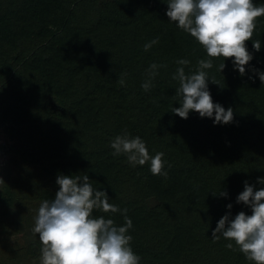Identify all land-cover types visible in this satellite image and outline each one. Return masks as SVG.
Listing matches in <instances>:
<instances>
[{
	"label": "trees",
	"instance_id": "obj_1",
	"mask_svg": "<svg viewBox=\"0 0 264 264\" xmlns=\"http://www.w3.org/2000/svg\"><path fill=\"white\" fill-rule=\"evenodd\" d=\"M97 2L0 0V127L12 142L0 145V155L17 156L11 165L21 169L13 198L0 203V264H40L32 231L38 208L59 190L58 175L85 173L110 203L128 210L140 264H252L225 247L230 241L214 242L212 231L229 211L230 219L251 215L236 203L245 181L264 188L257 183L264 178V83L253 71L264 73V16L253 34L260 51L246 42L253 59L244 76L231 59L221 73L223 58L206 70L213 102L234 112L231 123L214 125L195 112L186 120L172 113L181 101L176 61H190L187 74L209 57L168 20V0ZM153 63L166 67L145 91ZM49 97L62 106L51 108ZM125 132L139 136L151 156L164 153L167 178L152 175L150 162L132 166L113 155L110 142ZM93 215L124 224L120 213Z\"/></svg>",
	"mask_w": 264,
	"mask_h": 264
},
{
	"label": "clouds",
	"instance_id": "obj_2",
	"mask_svg": "<svg viewBox=\"0 0 264 264\" xmlns=\"http://www.w3.org/2000/svg\"><path fill=\"white\" fill-rule=\"evenodd\" d=\"M165 14L178 29L194 38L209 57L198 60L195 72L187 74L185 67L190 61H176L179 67L172 79L179 82L176 94L181 101L172 113L184 120L190 112H195L200 118L213 119L214 125L231 123L233 109L225 110L213 102L206 70L213 67V59L223 58L218 68L221 73L226 67L224 61L231 59L234 69L241 76L245 75L246 66L253 59L246 42L252 41L255 52L261 49V41L253 40V34L257 19L264 16V5L258 6L253 0H168ZM157 43L158 37L146 43L144 50L148 51ZM161 67L166 65H150L148 79L142 84L145 91L153 87L151 81ZM253 71L264 83V73ZM119 83L123 86L124 79ZM110 147L114 156L125 155L130 165L143 166L150 162L152 175L167 178L168 173L163 170L164 153L151 156L139 136L130 137L127 132L117 135ZM257 183L264 185V178ZM0 184H5L2 178ZM56 185L59 190L53 199L41 202L32 229L41 244L40 264H140L141 257L130 246L133 237L128 233L133 225L126 208L110 203L105 191L93 188L86 173L58 175ZM218 195L225 197L227 193L220 191ZM236 203L247 206L251 215L241 211L230 219L229 211L217 222L212 239L216 242L223 237L230 241L225 244L227 249H238L252 264H264V188L254 190V186L245 181ZM226 207L231 210L232 205ZM94 211L120 213L124 224L119 226L104 215L94 216Z\"/></svg>",
	"mask_w": 264,
	"mask_h": 264
},
{
	"label": "rangeland",
	"instance_id": "obj_3",
	"mask_svg": "<svg viewBox=\"0 0 264 264\" xmlns=\"http://www.w3.org/2000/svg\"><path fill=\"white\" fill-rule=\"evenodd\" d=\"M97 7H102L105 6L106 4H108L109 2L113 1V0H97ZM13 59V58H12ZM11 58L8 59V61H12ZM47 104L49 106H51V108H57V107H61L62 103L59 99L57 98H52L49 97L47 99ZM10 145L12 144V142L10 141V136L8 134V131L6 129H3L2 127H0V145ZM10 155V154H9ZM17 156H8L7 154H5V156L0 155V178L3 179L5 184H0V203L5 204L7 201H9L10 199L13 198L11 192L14 191L15 189H17V184L15 183L14 180V176L18 175L21 172V169H17V165L12 164V161H15ZM32 172L35 171V167H32V170H30ZM25 176L27 177V172L25 174ZM36 217V216H35ZM35 217L33 220V223L35 221ZM15 239L18 241V243L21 244V239L19 235L15 236Z\"/></svg>",
	"mask_w": 264,
	"mask_h": 264
}]
</instances>
